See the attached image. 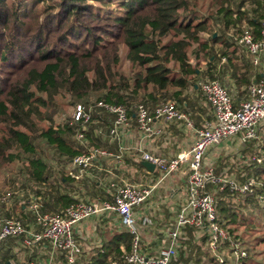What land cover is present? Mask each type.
<instances>
[{
  "label": "trees",
  "instance_id": "16d2710c",
  "mask_svg": "<svg viewBox=\"0 0 264 264\" xmlns=\"http://www.w3.org/2000/svg\"><path fill=\"white\" fill-rule=\"evenodd\" d=\"M204 1L0 0V175H7L0 186V220L16 219L33 228L34 223L40 225V215L64 217L67 208L80 201H113V182L106 180L111 174L91 171L80 180L70 175L71 162L79 154L94 148L119 151L120 141L106 137L114 117L98 108L100 103L125 106L135 127L141 104L153 112L173 101L188 114L201 101L208 103L200 80L223 84L217 64L222 58L234 59L237 38H261L264 0H208L207 15L202 13ZM204 32H210L221 49L203 41ZM193 45L195 62L188 53ZM203 58L209 61L204 71ZM124 60L130 64L129 75L123 71ZM236 82L247 87L238 98L254 84L249 74L236 77ZM64 104L91 109L90 119L67 115L57 121ZM243 144L236 168L241 182L264 180V137L261 162L251 160L257 143ZM134 166L136 177L126 169L113 172L140 182L145 167L142 162ZM221 171L216 169L218 175ZM151 175L155 183V173ZM214 194L218 222L229 236L224 247L241 244L247 256L238 264H252L264 244L255 237L261 230L257 219L264 217V183L244 195L229 189ZM35 203L38 211L31 208ZM187 231L172 264H201L207 258L219 264L211 252H203L206 236L200 241L195 229ZM105 232L101 245L83 253L77 264H126L132 236L124 228ZM16 239L0 243L1 264L40 262L52 254L48 241L36 243L27 248L31 255L24 263L21 250L15 249ZM40 248L47 255L38 258ZM54 264H68L66 256Z\"/></svg>",
  "mask_w": 264,
  "mask_h": 264
},
{
  "label": "built area",
  "instance_id": "2783aa9c",
  "mask_svg": "<svg viewBox=\"0 0 264 264\" xmlns=\"http://www.w3.org/2000/svg\"><path fill=\"white\" fill-rule=\"evenodd\" d=\"M237 44L249 54L252 64L259 66L264 56V27L259 40L251 34H245L237 38ZM200 86L214 111V120L206 122L203 128L198 129L196 142L189 151L175 158L166 159L151 153L142 154L143 162L155 165L156 170L163 173L158 183H132L119 179L111 185L113 201H80L67 208L64 217L40 215L39 231L27 228L16 219L0 220V243L8 238H22V246L30 248L36 243L48 241L53 248L50 258L29 264H54V253L65 255L68 264H77V259L83 254L76 236L77 227L94 216L116 214L120 225L132 236L131 250L124 257L126 264H172L177 259L181 238L187 235L188 229H195L198 238L206 236L208 250L223 264L224 259L219 255V251L229 240V236L218 222L217 199L214 193L227 189L241 195L252 193L257 182L255 179L240 182L234 174L218 175L213 166L206 165L205 158L210 150L240 136L243 143L255 141L258 144L259 148L251 160L261 162L263 142L259 126L264 121V79L249 87V98L240 105H236L228 88L219 81H206ZM98 108L114 117L111 137L123 139L131 126L128 109L122 105L106 103H100ZM90 112L91 109L87 112L85 107L79 105L76 120H89ZM182 121L193 126L189 117L181 112L173 101L160 104L153 112L143 104L137 107L138 129L145 139L160 137L169 125ZM100 158H115L119 163L122 162L120 155H115L107 149L94 148L87 154L74 157L70 166L71 177L80 180L91 171H104L98 164ZM182 166L187 167L186 200L167 231V245L160 250L158 256L150 258L142 246L136 209L152 196L161 182L177 173ZM31 208L38 211L40 205L35 203ZM236 248L234 255L237 260L247 256L246 252Z\"/></svg>",
  "mask_w": 264,
  "mask_h": 264
},
{
  "label": "crops",
  "instance_id": "0c3cea01",
  "mask_svg": "<svg viewBox=\"0 0 264 264\" xmlns=\"http://www.w3.org/2000/svg\"><path fill=\"white\" fill-rule=\"evenodd\" d=\"M237 46L239 52L234 55L232 61L222 58L221 62L217 64V73L219 75L221 74L222 82L230 91L236 105H240L249 97V91L246 92L243 97L238 98V95L241 92H244L247 87L245 85L238 86L236 77H241L243 74H246L248 77L249 74V76L253 77V83H257L256 77L257 75H260V81H262L264 79V56L262 57L261 64L255 66L252 64L249 54L238 44ZM246 60L248 61V67L250 63L249 70H247V65H245ZM190 96L194 98L196 95L192 94ZM194 109L195 110L192 113L187 114L183 112L192 121L193 126H189L183 121L173 123L165 129L162 136L154 139H145L138 129V126L135 127L130 123L131 126L129 127V133L123 139H118L120 141L119 151H111L115 155H120L122 162L119 163L115 158H100V160L98 159V164L104 169V171L95 172L111 174L112 178H106V180H108L107 182L110 183H116V180L119 181V179L132 182L131 180L124 178L122 175L115 174L113 172L114 169H126L131 176L136 177L138 171L134 164L143 162L141 159L143 153H151L157 157L171 159L189 151L196 142L198 129L203 128L206 122L214 120V111L211 105L206 101H201L199 106L194 107ZM157 124L159 125L160 123L158 122ZM259 133L263 142L264 124L259 126ZM242 150H244V144L241 141L240 136L233 137L225 141L220 147L214 148L208 152L205 158L206 165H211L213 168L214 166L216 167L217 155L220 153L218 151H222L227 155H237L239 160L242 157ZM254 153H252L251 156ZM262 154L263 148L261 150V155ZM104 160L109 161L110 163L107 165L104 163ZM229 168L230 167L227 169ZM225 169H223L221 173L230 175L228 174L227 169ZM151 174L153 173H150L145 168V172H141L140 174L141 181L132 183H154ZM86 175H92V172H89ZM144 179L148 181L143 182ZM166 179H168V184L161 189L160 183L152 196L136 209V216L139 221L142 237V246L145 254L150 258L158 256L160 250L167 245V231L173 225L177 212L186 200V184L185 186H182V184L187 182V167L182 166L177 173L168 176ZM101 223L106 231H112L113 229H116L117 231L123 230L116 214L94 216L77 227L76 236L78 241L83 243L94 237V232L103 228ZM104 233L106 232L103 231L101 236H103ZM98 240L99 241L96 244L100 246L103 239L100 238ZM15 249L16 251L18 250L17 247ZM38 254V258L42 255H47L43 248L38 249ZM81 256H83V254ZM57 258L54 259V262ZM39 261L42 262L44 260Z\"/></svg>",
  "mask_w": 264,
  "mask_h": 264
},
{
  "label": "rangeland",
  "instance_id": "374dc122",
  "mask_svg": "<svg viewBox=\"0 0 264 264\" xmlns=\"http://www.w3.org/2000/svg\"><path fill=\"white\" fill-rule=\"evenodd\" d=\"M116 1H120V0H116ZM204 3H205V5H204V8H203L202 13L204 15H207V10L206 9H207V5H208V0H205ZM201 37H202V40L203 41H207L208 40L210 42V45H212V47H215L217 50L221 49V46L220 45H217L216 46L212 42L210 32H204V33H202L201 34ZM195 46L196 45H193V46H191V47L188 48V53L190 54V58H191V61L192 62H195V60H196V58L192 54V51H193V49H194ZM235 47L237 48V51L239 52V49H238V46H237V41H236ZM208 62H209L208 60H206V59L203 58V61H201V65H200V69L202 71L206 70V67L208 66L207 65ZM130 69H131L130 68V64L124 60L123 71L127 75H129L130 74ZM203 82H206V79L200 80V84L203 83ZM190 93H191L190 95L193 94V92H190ZM65 103L67 104V102H65ZM66 104H64L65 105V109H64L65 112L59 118L57 117V121H60V119H64L67 115H71V116L75 115L76 116L77 108L75 110L74 108H70ZM261 124H264V121ZM39 126H41V125H39ZM0 133L2 134V132H0ZM106 137H107V139H110L111 140L110 131H109V133L107 131V136ZM218 152H220V153L217 155V160H216L217 164H215L216 167L214 166V169L215 168L216 169H218V168L219 169H225V168L227 169L228 167H230L229 169H227L228 174H230V176L233 175V174L236 175L239 178L238 180H240V182H241V179L238 176L239 174L236 171V168L239 166V163H240L239 160H238V156L237 155H227V154H225L222 151H218ZM214 154H216V153H214ZM96 177L97 178H102L104 176H102V175H96ZM162 177H163V173L160 172L159 170H156L155 171V178H156L155 183L156 182L158 183L162 179ZM5 179H7V175H5V174L2 175V176L0 175V186H2L4 184V180ZM186 183H183L182 186H185ZM263 183H264V180L257 181V184H256V187L257 188H255L254 191L257 190L259 187H262L263 186ZM167 184H168V179H165L160 184L161 189L164 188L165 185H167ZM179 186H181V185H179ZM111 189H113V188H111ZM5 190H6V188H5ZM7 191H9V190H6V192ZM257 220H258L257 224L259 226V229H261V230H260V233H255V235H256L255 237L259 236V237H261L260 239H263V241H264V217H263V215H259V218ZM25 226L27 228H29L28 225H25ZM101 226L103 227V224L102 223H101ZM32 227H33L34 230H39L40 229V225L38 226L35 223H34V225L32 224ZM99 230H97L96 232H94V237H92L91 239H89L87 242L85 241V242L81 243L82 244V251H83V253L89 252L93 248H95L96 246L97 247L99 246L96 243L99 241L98 239H100V238L103 239V236H101V233L103 231H106L104 229V227L103 228H100ZM240 232H242L241 229H240ZM203 238L204 237L201 236L200 241L201 240L203 241ZM197 239H199V238L197 237ZM22 240H23L22 238H17L14 241V243H15V247H17L18 251L21 250L20 251V255L22 257V260H24V263H27L28 262V256L31 255V253H30V251L28 252V249L26 247H23L22 246V244H23V241ZM224 245L222 246L221 251H219V255H222L223 256L224 262H226L225 264H238V260L235 258L234 251L237 249L236 247H239V251H243L244 249H243L242 246H240L241 244H238V243H235L234 244L233 242H231V245L229 247H224ZM202 247H203V252H210L208 250V248H207L206 245H203ZM258 249L260 251L259 254H258L259 256L257 258H255L256 260L253 263L251 262L252 264H264V244L261 245ZM27 252H28V254H27ZM59 256H61L60 253H55L54 254V259L57 258V257H59ZM83 257H84V255H83ZM248 257H249V255H248ZM216 260H217V258H216ZM35 261H37V260H35ZM201 264H212V263H210L209 258H207V261L206 260H202V263ZM214 264H216V263H214Z\"/></svg>",
  "mask_w": 264,
  "mask_h": 264
},
{
  "label": "water",
  "instance_id": "95a60500",
  "mask_svg": "<svg viewBox=\"0 0 264 264\" xmlns=\"http://www.w3.org/2000/svg\"><path fill=\"white\" fill-rule=\"evenodd\" d=\"M142 165L150 172L154 173L156 170V166L149 162H142ZM7 264H13L12 262H8Z\"/></svg>",
  "mask_w": 264,
  "mask_h": 264
}]
</instances>
